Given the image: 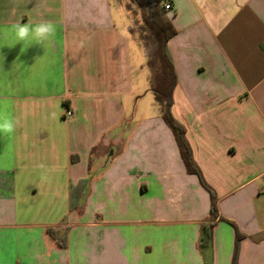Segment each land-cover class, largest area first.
Instances as JSON below:
<instances>
[{"label": "crops", "instance_id": "1", "mask_svg": "<svg viewBox=\"0 0 264 264\" xmlns=\"http://www.w3.org/2000/svg\"><path fill=\"white\" fill-rule=\"evenodd\" d=\"M164 2L177 31L172 114L217 219L160 115L122 0H0V29L57 24L47 50L0 39V99L19 121L0 136L3 264H264V0Z\"/></svg>", "mask_w": 264, "mask_h": 264}, {"label": "trees", "instance_id": "2", "mask_svg": "<svg viewBox=\"0 0 264 264\" xmlns=\"http://www.w3.org/2000/svg\"><path fill=\"white\" fill-rule=\"evenodd\" d=\"M125 9L131 16L133 26L139 31L146 66L149 71L150 90L154 95L160 115L172 130L178 144L181 157L189 174L198 177L203 187L210 193V219L218 217L217 196L206 184L200 169L193 160L191 147L186 139L185 128L178 123L172 114L173 92L177 84V75L173 62L169 56L167 44L177 31L172 24L164 7V0H122ZM85 181L77 187H83ZM77 191V190H76ZM72 193L70 210L77 208L78 198ZM74 195V197H73ZM213 223L209 227L203 226L200 230L199 245L206 246L212 241ZM49 235L56 240L60 247L66 246L65 237L56 229H49ZM237 231V239L241 238ZM236 264V260H234Z\"/></svg>", "mask_w": 264, "mask_h": 264}, {"label": "clouds", "instance_id": "3", "mask_svg": "<svg viewBox=\"0 0 264 264\" xmlns=\"http://www.w3.org/2000/svg\"><path fill=\"white\" fill-rule=\"evenodd\" d=\"M57 35V24L52 20L18 21L6 29H0V39L10 40L11 46L22 44L26 49L29 46L39 45L46 50L54 43ZM10 101L0 99V136H12L19 121L9 111Z\"/></svg>", "mask_w": 264, "mask_h": 264}, {"label": "built area", "instance_id": "4", "mask_svg": "<svg viewBox=\"0 0 264 264\" xmlns=\"http://www.w3.org/2000/svg\"><path fill=\"white\" fill-rule=\"evenodd\" d=\"M164 7L167 11H172V5L169 2L164 3ZM68 116H72V113H68Z\"/></svg>", "mask_w": 264, "mask_h": 264}, {"label": "snow or ice", "instance_id": "5", "mask_svg": "<svg viewBox=\"0 0 264 264\" xmlns=\"http://www.w3.org/2000/svg\"><path fill=\"white\" fill-rule=\"evenodd\" d=\"M0 264H3V262H2V261H0Z\"/></svg>", "mask_w": 264, "mask_h": 264}]
</instances>
